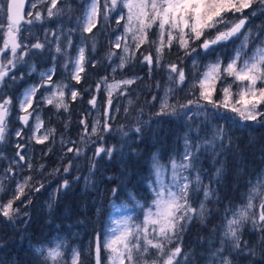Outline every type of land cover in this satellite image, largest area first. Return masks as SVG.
<instances>
[{
    "label": "snow or ice",
    "instance_id": "1",
    "mask_svg": "<svg viewBox=\"0 0 264 264\" xmlns=\"http://www.w3.org/2000/svg\"><path fill=\"white\" fill-rule=\"evenodd\" d=\"M72 11L69 0H0V145L11 142L10 124L15 121L30 128L29 139L37 144L56 143L57 131L45 128L40 115L42 106H50L56 114L68 113L72 102L83 94L71 82L80 84L89 67L103 64V60L92 55L97 51L101 28L106 30L111 20L117 29H123L109 40L104 57L109 62L111 79L106 75L96 82L95 92L104 97L102 119L89 122L87 115H83L77 140L67 139L61 133V160L72 154L62 168L49 171L44 163H33L24 154L25 145L19 142L14 157H6L0 149V161L8 160L7 166L0 168V218L13 226L17 221L27 225L26 209L33 196L45 190L50 179L61 172L70 174L89 145H95L90 174L97 167V158H112L115 146L105 148L97 142L104 141L112 131V112L121 110L117 106L119 98H127L128 106L123 111L129 113L135 104L132 86L142 79H116V74L142 64L149 76L157 69H163L167 75L163 95L152 96L153 101L158 100L154 115L203 120L195 127L189 124L182 137V152L170 155L166 162L158 153L152 154L146 189L150 200L128 193V200L122 204H130L140 215L112 218L110 212L105 214L102 207L97 208L98 216L105 214L101 230L89 233L87 240L79 243L54 237L47 244L30 247L31 264H195L194 253L183 245L184 235L194 222L206 226L212 215L208 205L221 202L212 185L219 184L226 174L223 157L233 142L229 135L231 127H264V24L253 23L254 17L264 16V0H86L81 14L75 18V27H42L46 21ZM37 26L42 37L34 31ZM73 33H78L80 39L75 46ZM73 47L74 56L69 52ZM226 48L232 52L227 62L219 54ZM173 49L178 62L166 61ZM44 52L49 54L53 66L40 72L39 81L22 93L10 92L18 81L36 72L31 58ZM213 55L214 60L201 65L199 57ZM185 58H191V82L186 88L189 73L185 70ZM57 62L67 73L60 79L56 78ZM155 87L161 89L162 85L157 81ZM178 92L184 95L178 97ZM88 104L98 107L95 94ZM16 109L18 113L13 119ZM210 116L227 121L228 125L213 123ZM30 120L35 123L30 125ZM141 123L138 120L137 133L141 132ZM70 124L69 116L64 128ZM42 128L44 132L37 135ZM14 135L23 140L24 128L15 130ZM52 151L48 147L43 155ZM205 157L213 165L210 174L202 166ZM84 179L87 185L89 177ZM205 179L209 183H204ZM69 186L70 181L62 178L49 196V210ZM120 195L119 187L111 189L109 208L117 207ZM246 231L255 240L244 239ZM211 232L209 247L201 255L204 264H237L238 257L248 259L249 264H264V170L248 181L238 204L229 200L223 206L220 223Z\"/></svg>",
    "mask_w": 264,
    "mask_h": 264
},
{
    "label": "rangeland",
    "instance_id": "2",
    "mask_svg": "<svg viewBox=\"0 0 264 264\" xmlns=\"http://www.w3.org/2000/svg\"><path fill=\"white\" fill-rule=\"evenodd\" d=\"M85 2L86 0H69V3L74 8V11L70 13L66 12L62 18H54L53 20L46 21L42 27L44 29L50 28L52 30H56L59 27H63L65 30L75 27V18L81 14L83 10V4ZM27 10H29L28 4L26 7V11ZM69 17H71V19H69ZM253 23L257 26L264 24V16L254 17ZM105 27H106V30L104 27H102L100 32L98 33L97 51L96 53L92 54L94 59L103 60V64H101L100 66L96 68L89 67L87 71L86 79L82 80L80 84H75L74 81L71 82L73 85H75L76 89L82 91L83 93L82 96L79 97L76 101L72 102L70 111L68 113L61 111L60 114H56L54 110L50 108V106H42L40 115L45 122V128L53 127L56 129L57 142L54 144H52L51 142H45L44 144H37L35 140L29 139V137L32 136V132L30 128L25 127L19 121H15L14 123L10 124V129L12 131L11 142L9 144L0 145V149H3L4 155L6 157H9V158L14 157L15 152H16L15 145L16 143L19 142L25 145L24 154L28 157H31L33 163L42 162L45 164L46 169L49 171L55 167L62 168L64 164L67 163V159L71 157L72 154L69 153L68 157H65L63 161L61 160V157L63 156V153H64V149H62L59 143L61 133H63L67 139L77 140L78 134L82 130V126L79 124V120L82 118L83 115H87V120L89 122H92L95 119H102L101 114H102L103 109L101 105L103 104L104 97L100 93L95 92L96 82L99 80L100 77L106 76V75L109 76V78L111 79V69L109 67V62L106 59H104V57L109 48V43H108L109 40L114 39L115 35L120 34V32H122L123 30L122 28L117 29L114 22L111 20L109 21V24ZM38 29H39V26H37V29H34V31L37 32V35H40L42 37L43 32L39 31ZM114 29L115 31H113ZM72 39H73L74 46L80 43L78 33H73ZM69 52L71 55L74 56L76 54L75 47L69 49ZM219 54L223 57L225 62H227V58L232 54V52H231V49L226 48V49H222ZM193 57H195V54H193ZM198 59H200L201 65H203L207 63L209 60H214L215 55L206 57V58L201 56ZM113 60L116 63H118V61H116L115 58H113ZM166 61H169V62L177 61V55H176L175 49H173L172 55H169L166 57ZM31 63L36 65V72L32 73L29 76H26L23 80L18 81L13 86L12 89H9V91L12 92L13 94H20L32 84L37 83L40 79L39 73L47 71L49 68L53 66V61L50 59L49 54L47 52H44V53H41L40 55L32 57ZM184 64L186 66L185 67L186 73H189V80L186 81V84L184 86L186 88L187 84L191 82V74H190L191 58H185ZM97 72H100V73H97ZM66 75L67 73L64 72V69L61 67L60 63L57 62L56 78L60 79ZM132 76H139L142 79L138 81V86L136 85L132 86V88L136 90L132 92V98L135 100V104L134 106L131 107L132 108L131 110L133 111L131 112L130 117L128 119L126 117L124 119H121V117L119 118V114H123L124 116L126 115L123 111V108L128 106L127 98L125 97L119 98V103L117 106L120 107L121 110L118 113L112 112V115L115 117L113 120L110 121V123L112 124V131L105 135L104 141L97 142V143H102L104 147L107 148L108 140L111 139L113 141L115 149H116L114 151L115 153H114L113 158L120 160L122 163L121 168H123V171L120 173L122 177L121 181H124V179L126 180V176L128 174V171L126 170V164L128 162L127 160L130 156L131 149L133 147L135 148V145L140 144L141 147L143 148V152H145L144 157H145V160L148 162L149 167H150L151 156L154 153H158L161 156L162 160L166 162L170 155L183 151L182 137L187 131L189 124L195 127L196 124H200L201 121L203 120V117H201L200 119L193 118V121H186V118L182 115L181 116H164V118H166L167 120L171 122L169 133H172L174 131L176 133L174 136L168 139L169 147H167V149L164 150L163 142L162 140L158 139V135H157L160 129L158 125L159 123L158 116L154 115L155 112L153 109H151L150 107L144 108V106L145 104L150 105L153 102L152 100L153 95H156L157 97L163 95V90H162L163 85L167 83L166 72L163 69H157L153 71L151 76H149L147 67L143 66L142 64H134L126 68L124 73H117L116 79H122V78H127V77H132ZM157 81L161 83L162 85L161 89H157L155 87ZM220 86L221 85L218 83L217 89H219ZM93 94L97 96V101H98L97 108H92V106L88 104V100L91 99ZM183 95H184L183 92H178V97H182ZM217 95H219V92H217ZM137 96L139 97L138 99H136ZM156 106L158 108V102ZM140 109H142L143 111L141 112ZM209 112H211V109H209ZM17 113H18V109L14 110L13 119L15 118ZM69 116L71 117V124L67 129H65L64 122ZM118 119L120 122L117 123L116 121H118ZM209 119L213 123H219L225 126L228 125L227 121L217 120L214 116H210ZM138 120L143 121V123L139 124V126L141 127L140 133H137L135 131V128L138 125ZM123 121H125L126 123ZM29 123L31 125V124H34L35 121L30 120ZM127 123H129V125H127ZM165 123H166L165 125L166 127L168 123L167 122ZM22 127L24 128V138L23 140H18V138L15 137L14 132L15 130L20 129ZM242 129H243L242 125L231 127V131L229 135L231 136L233 142H232V145L229 146L228 148H231L235 145V142H234V139H236L235 132L241 131ZM43 132H44V128H42L40 132L37 133V135H41ZM246 132L249 135L250 128L249 129L246 128ZM123 133H127V135L125 136L123 135ZM191 135L195 137L196 133L193 132ZM201 135H203V133H201ZM165 138L167 139L166 136ZM144 143L146 144L144 145ZM68 146H72V145H68ZM48 147H52L53 151L49 153L47 156H44L43 153L47 151ZM94 150H95V145H89V147L85 150L84 154L80 156L78 160L75 161L71 169L70 174H74L75 177L77 176L80 177L79 181H80V185H81L80 188H81L82 193H85L87 191L86 189L89 184L92 187L94 186L93 188L95 191H98L97 182H99V178L102 176V169L104 165H106V164H101V167H99V169L97 166L94 172L90 174V161L92 159ZM225 156L226 155H224V158ZM107 159L108 157L106 156H104L103 159L97 158V164L100 161L105 162ZM7 163H8L7 159L0 161V168L7 166ZM262 170H264V162L259 166L257 170L254 171L253 174H250L247 177V180H246L247 184L250 179H253L256 176V174L261 172ZM70 174H65L61 172L57 176L50 179V182L45 190L33 196L32 204L26 209V211L29 214L28 219H30L31 217L29 208H31L32 210L37 209L36 208L37 204H40L41 207L44 209V210L42 209L43 211H41L43 213L42 214L43 218L49 215L51 210H49V208L47 207V202H48L50 194L52 193L53 189L57 187L56 185L59 183L58 181H60L61 178H64ZM112 176L114 175H111V177ZM85 177H89V183L87 185L85 184V179H84ZM149 179L146 181V189L149 183ZM219 184H222V182H220ZM215 188H217L218 193L221 197L222 195L220 194L219 186L216 185ZM246 188H247V185H246ZM99 192L100 193L98 197L96 198L97 200L93 198L92 203L90 202L88 203V207H86L85 205L86 202H84L83 200L80 203L79 202L76 203V205L79 204L78 206L82 211L81 216L82 217L86 216L87 218H89L90 215L86 214L85 210H90L92 209V207L94 208V202L96 200V204L94 208L95 215L91 221L93 225L96 226V228L93 231L101 230L102 226L105 223V214H108L109 212L111 213L112 218H119L125 215H133V216L140 215L139 211L132 208L130 204L128 207L122 206L123 202L128 200V193H132L137 197V199H141L139 194L136 193L134 189H127L126 190L127 196L123 197L122 200L120 199L119 201H117V207L115 208H109V201L112 199V197L108 199V194H106L104 197V190L102 191L101 188L99 189ZM146 197L150 200L151 198L150 193L147 192ZM240 200L237 201L236 204H238ZM101 207L105 210V214L98 216L96 210L97 208H101ZM62 209H64V206L62 207ZM86 220L88 223V219ZM70 221H71L69 222L70 224L66 223L62 229L53 231L46 238H42V236H38L34 238V241L30 245V247H37L41 244H47L48 241L52 240L54 237L65 238L70 243H73V242L79 243L82 241L80 240L81 238H83V241H86L88 238V233L84 235L85 228L80 226L82 229L76 232L77 226L74 225V222L76 221L75 218H72V220ZM197 224L198 223L194 222L192 225L189 226V230L184 235L183 245L186 250H190L193 253L194 252L197 253L196 249L198 248L199 252H198V257H197V261H195V264H204V261L201 259V255L205 253L206 249L209 247L208 241L213 236L211 232V229L213 227L210 225L208 236L203 237L199 241V237H196L194 235V233H196V230L198 228ZM0 225L2 226V227L0 226V229L1 230L4 229L5 231H8L7 235H9V236H5L4 238L3 234L0 232V253L3 252L2 256H0V262H2V264H9V263H6V261L2 260L4 258L5 251L8 248L12 249L13 247H15V241H21L20 238H16L17 237L16 234L22 233V230L25 228V224H22L19 221H17L16 225L13 226L11 223L5 222L2 218H0ZM75 236H78V237H75ZM244 239L253 241L255 240V237H253L249 232L246 231L244 234ZM7 244H9L10 247L9 246L6 247L5 245ZM16 248H19V246H16ZM26 254H24V257H26L24 259H28ZM239 260H241V257L237 258V264L239 263ZM28 264H31V263H28Z\"/></svg>",
    "mask_w": 264,
    "mask_h": 264
},
{
    "label": "trees",
    "instance_id": "3",
    "mask_svg": "<svg viewBox=\"0 0 264 264\" xmlns=\"http://www.w3.org/2000/svg\"><path fill=\"white\" fill-rule=\"evenodd\" d=\"M135 85L138 86V82ZM157 102L158 100L153 101L150 105L145 104L144 108L150 107L154 110V112H156L158 110L156 106ZM131 109L132 108H130L129 113L125 116L123 114H119V118L121 117V119H124L126 117L128 119L131 115V112L133 111ZM158 120V125L160 128L157 133L158 139L162 140L163 149L166 150L167 147H169L168 139L174 136L176 133L175 131L169 133L171 122L164 118V116H158ZM116 122H120L119 119ZM165 122L168 123L166 127ZM127 125H129V123H127ZM249 128V135L247 134L245 127H243L241 131L235 132V145L231 148H228L225 153V158L223 157V159L226 160L225 177L221 181L222 184L212 185L213 187H216V185L219 186V191L222 195L221 202L219 204L210 203L208 205L209 209L212 211V215L209 218L206 226H202L199 223L197 224V234L194 233V235L196 237H199V241L203 237L208 236L210 225L213 227L214 225L220 223V216L223 212V206L226 205L229 200H231L233 204H236V202L241 199V194L246 190L247 177L250 174H253L254 171L257 170L259 166L264 162V127L252 124L251 127H247V129ZM165 136L167 137V139L165 138ZM145 144L146 143H144V145ZM113 146V141L109 139L107 142V148ZM132 149L130 152V156L127 160L128 162L126 164V170L128 171V174L126 176V180L124 179V181H121L122 177L120 175V173L123 171V168H121L122 163L120 160L113 158L115 152H113V156L111 159L108 158L105 162L100 161L97 164L98 169L99 167H101V164H106L102 169V176L99 178V182H97L98 191H95L93 188L94 186L92 187L89 184L86 189L87 191L85 193H82L80 188V181L74 179V174H70L64 177L70 181V186L69 188L65 189L61 195L57 197V200L54 206L52 207L49 215L43 218V213L41 211H43L44 209L41 207L40 204H37V209L32 210L31 208H29L31 213L29 222L27 223V225H25V228L22 230V233L16 234V238H20L21 241H15V247H13L12 249L8 248L5 251L4 258L2 260L6 261V263L9 264L31 263L30 245L33 243L34 238L38 236L46 238L53 231L62 229L66 223L70 224L69 222H71L70 220H72V218H75L76 220L74 222V225L77 226L76 232L82 229L81 227H84V235L87 233H91L96 228V226H94L91 221L95 215L94 208L97 200L96 198L100 193V188L102 189V191L104 190V197L106 194H108V199L111 198V189L113 187L120 188L121 200L123 197L127 196V189H134L141 198L146 197V181L151 177L150 167L148 165V162L145 160V152H143V148L141 147V145H135V148L133 147ZM202 166L206 170L207 174H210L213 171V165L209 158H202ZM111 175L114 176L111 177ZM58 182H62V178ZM204 183L207 184L209 183V181L205 179ZM93 198L96 199L94 202V208L92 207V209L90 210L84 209L86 211V214H89L90 217H82V211L78 206L79 204L76 205V203H80L83 200L84 202H86V207H88V203H92ZM63 206L64 209H62ZM86 219H88V223ZM0 232L3 234L4 238L5 236H9L7 235L8 231H5L4 229H0ZM80 240L83 241V238H81ZM5 246L10 247L9 244ZM16 246H19V248H16ZM196 251L197 253L194 252V261H197L199 252L198 248L196 249ZM2 253H0V256H2ZM24 254H26L28 259H24L26 258L24 257ZM238 264H249V260L244 257H241V260H239Z\"/></svg>",
    "mask_w": 264,
    "mask_h": 264
},
{
    "label": "water",
    "instance_id": "4",
    "mask_svg": "<svg viewBox=\"0 0 264 264\" xmlns=\"http://www.w3.org/2000/svg\"><path fill=\"white\" fill-rule=\"evenodd\" d=\"M26 6H27V4H26ZM25 10H26V7H25Z\"/></svg>",
    "mask_w": 264,
    "mask_h": 264
}]
</instances>
